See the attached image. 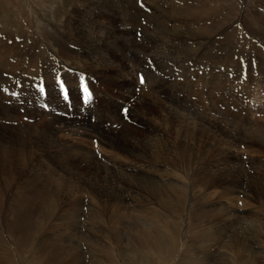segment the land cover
Instances as JSON below:
<instances>
[{
  "label": "bare ground",
  "instance_id": "6f19581e",
  "mask_svg": "<svg viewBox=\"0 0 264 264\" xmlns=\"http://www.w3.org/2000/svg\"><path fill=\"white\" fill-rule=\"evenodd\" d=\"M59 1H61V3H62V8L58 6L57 7L58 10L49 16L47 15L49 18L47 17V19L45 20L47 22L48 20L54 19L56 21L55 22L56 24H54V26H52L51 24H46L45 26H43V28L41 30L44 32V35L46 36V38L49 40H53L52 43L56 47H58V49H59L58 52H59L60 57L62 55L64 57V59H69V60L70 59H80L81 61H83V64L89 65L88 67H89L90 71H94V70L99 71L100 68H106L107 65L112 66L113 69H116V70L120 69L122 71L124 68H126V64H124V62H122V60H120L119 58L115 57L114 52L117 55H119L120 57H123V54L127 52V49L134 50L133 53H130V55L125 57V61L130 62V64H132V66H134L135 71H136V66L142 67V70H145L146 74L148 73L147 74L148 77L149 76L151 77L152 75L155 74L154 80H153L154 85L153 86L147 85L146 88H149V87L150 88L147 90V93L143 92L142 95L150 96V93L152 90H155L158 93L159 92L164 93V92H166V90H165L166 88H164L163 86H166V85L171 86L172 85L170 78L167 77V75H170L169 74L170 72L169 73H167V72L171 71V70L175 72L174 68H177L176 72L178 74L179 66L177 65V62L175 60L176 58L171 59V60H174V61H171L174 64L173 66L169 65L170 66L169 68L165 67V65H168V63L166 64L167 60L165 61V59L167 57H164L163 50L160 49L159 46L154 45L157 42L163 48H166V47H164L165 45L163 46L161 43V39L159 37V31L161 29H163L162 31H160V33L162 32V33L167 34V35H169V33H167L165 31V29L161 23H159V25H157V28L154 27V28H156L154 31L155 33H152V30L149 31L150 29L147 26H143L145 29H144V31H142L140 29V27L137 25V27H135L133 30L138 31V32H136V34L140 37L139 42H137V41L134 42L133 38H132V40H129V39H131V37H127L125 42L124 41L119 42L118 39L120 40L126 34L131 35V31L129 32V31H123V30L119 29L120 30L119 33L121 34V36L119 35L121 37L120 38V37H118V35L115 34V29L112 26H110V25L106 26L104 23H102L99 20L100 16L103 15V13L111 11L109 8H106L104 10L105 12L104 11L97 12V10H101L100 8L98 9L97 7L90 9L86 13V15L88 16V20L84 21L83 19H80L79 17H77L78 16L77 14H79L78 10H79L80 5H78V4H77L78 6L76 4L71 5V3H73L72 0H59ZM124 1H125V3L121 2V1L117 2V3H121V4L119 6L113 5V6H111V8H114V10L122 9L123 15H125L122 18L123 19L122 22L124 25H134L135 23L133 24V22H134L133 20H134V17L136 16L137 11L130 13V15L128 16V13L125 12L126 6H124V4L126 5L127 4L126 2L130 1V0H127V1L124 0ZM193 1L195 3H197L195 0H193ZM218 1L219 2H227L228 0H217V2ZM229 1H231V0H229ZM87 2H89V1L87 0ZM205 2H207V1H205ZM261 2L264 3V0H255V3H257V6H258V3L260 4ZM97 3H99V0L95 1V4H97ZM182 3H183V8H184L183 10L186 12V15L189 16L190 19L192 17L196 18L195 22L188 26V30H187L188 32H186L185 37L186 38L188 37V39H195L194 37L197 34H200V36H204L206 34V31L203 29V27L199 26L198 20H200L199 18L204 17L205 10L206 9L209 10L210 8L204 6L205 5L204 2H201V4L204 6L202 8H199V6L192 8L193 6L192 7H191V5L189 6L187 3V0H184ZM218 4L221 5L220 3H218ZM228 4H230V2H228ZM248 4H250V3H248ZM224 5H227V4L225 3ZM246 5H247V3H245V6ZM155 7H156V5H155ZM246 7H248V6H246ZM60 9L63 11H61ZM221 10H222V8H221ZM262 12H263V10H262ZM252 13H253L252 18L259 15L258 10L257 11L252 10ZM143 14H145V13L142 12V15ZM178 14H179V12H178ZM239 14L241 15L242 12H240ZM63 17H64V20H63L64 22H62ZM215 17H213V18H215ZM204 19H206V18H204ZM210 20L211 19H209V21ZM219 21H220V19H219ZM210 22H212V21H210ZM223 22H226V21L224 20ZM255 22H257V23L253 24L254 28L250 31H252L254 34H257V35H263V33L261 32L262 29H259V27H257V26H259V23H261L260 25H262V22H264V14L262 13V15ZM152 23H154V22H152ZM156 24H158V23H156ZM211 24H213V23H211ZM220 24H222V23H220ZM229 24H230V22H229ZM232 24H233V21H232ZM255 25H257V26H255ZM11 26L14 30H12ZM209 26H210V24H209ZM263 27H264V24H263ZM213 29H214V27H213ZM0 30H1L0 34L2 32V35H4V36L0 35V72L1 73L2 72H11L12 69L15 70V69L25 68V66L27 64L21 65L18 62V61H25V62L27 61L28 62L30 60L29 58L25 59V57H24V56H28V51L24 49V45L20 46V44L22 42H23V44H25L26 42H30V45L32 43L31 49L34 50L39 55V57H41L43 59V55H42L43 48H42V46L39 49L36 45V42H35V44L33 43L32 38L27 39L28 35L25 34L26 31L24 29V26L22 27L21 20L13 12L12 7L9 4L8 0H0ZM53 30H57V34H54ZM67 30H69L68 33H66L68 35H65L64 31H67ZM207 31H209V30H207ZM70 32H72V33H70ZM149 33H151L152 35L155 34V36L153 38H152V35L150 37H148L149 39H152V40H149L150 44L146 42L147 35ZM211 33H213V31ZM226 33H229V32L227 31ZM72 37H75V39L80 43V44H77L78 46L74 45V47H73V45L70 44L72 42L68 41V39L72 38ZM137 37H136V39H137ZM224 37H225V35H224ZM6 38H11V39L8 42V40L6 41ZM128 40H129V45L126 44V43H128ZM186 43L188 44L189 42H186ZM243 43H244V40L241 42H238L236 45L234 44L233 41L232 42L227 41V42L223 43L222 45H220L221 46V52L219 53L220 58L218 60L222 61V62H227L230 59V55H231V57L236 58L237 57L236 54H244V58H246L248 53L242 51V44ZM97 44L102 45V47H100V48L103 50H106L109 53V54L107 53L109 55V57L108 56L105 57L102 55L103 50L102 51L99 50L100 48L96 47ZM196 45L198 48L195 49L196 50L194 52L195 57H196V55H199L200 57H206L207 54L202 49V44L198 41ZM29 48H30V46H29ZM224 48H227L230 51H228V52L222 51V49H224ZM190 49H191V47H190ZM174 52L176 53V51H174ZM174 52H172V53L170 52V53L173 54ZM221 53H222V55H221ZM175 57H178V56L175 55ZM51 58H53V57H51ZM186 58H189V57H186ZM48 59H49V57H48ZM89 59H93L96 62H98L99 64L89 62ZM182 59H185V57H183ZM117 61L122 62V65L118 66ZM42 62H44V60ZM58 62L59 61H57V60L54 61L55 64H57ZM190 62H192V61H190ZM199 62L201 63V61H199ZM100 63H104V64L100 65ZM230 63H232V62H229L227 64L229 66V68H230ZM151 64L153 65L151 67L152 69H149L148 67ZM211 67H212V65H211ZM50 68H51V66H50ZM229 68H228V70H229ZM214 72H212V73H213V75H215L214 78L216 81L220 77H218V75ZM31 73H33V72H31ZM158 73H161V74L163 73L162 75H164V76L161 77V76H159ZM108 74L106 73V75H108ZM123 75H124V73H123ZM228 75H229V72H228ZM231 76H232V74H231ZM231 76H230L229 80H231ZM238 77H239L238 75L233 76L232 77L233 81H237ZM123 78L125 79L126 76H123ZM200 78H202V77H200ZM227 78H228L227 75L224 77H221L220 80H218L219 82L216 81L217 84L215 82H212L215 84L206 83L208 81L207 78L202 80V82L205 85L207 84L206 85L207 88H211L212 86H214L215 88H217V90L218 89L225 90V87H226V89H227V87L231 88V85H230L229 81L227 80ZM129 80L131 82L130 77H129ZM173 80H174V78H173ZM185 80L186 79L179 81V79H178L177 81H175L174 85H179V84H181V82L187 83V82H185ZM233 81L232 82L230 81L232 86L237 87L238 84H233ZM224 82H225V84H223ZM124 84H125V82H124ZM131 85H133V84H131ZM186 85H187L186 88L189 89L188 86H190V85L189 84H186ZM198 86H199V84H198ZM118 87H119V85H118ZM120 89H122V88H120ZM141 89H143V88H141ZM172 90H173V87H172ZM263 92L264 91L262 88H258L257 94H255L256 99L259 96H261V98L263 99V97H264V94H262ZM216 93H217V91H216ZM216 93L213 94L212 91H210V90H198L199 96H203V97L205 96V100H208V102L211 103L212 109L219 111V109L221 107V106H219V103L224 102V100L221 101L220 99L221 98L227 99V98L224 96L223 92L217 93V94ZM243 93L244 92H242V94ZM171 94H173V93H171ZM132 95H134V94H132ZM151 95L153 96V94H151ZM237 96H239V95L237 94ZM237 96H235V97H237ZM128 97H130V93L127 97L125 96V99L128 100ZM262 99H260L259 102L261 101L264 104V101ZM126 100H123V101L125 102ZM137 100L144 101V100H148V98H142L141 97V99L138 98ZM205 100L201 97V101H199V103L201 102L200 106H201L202 110H200L199 112H197L198 110H196V112H194L192 114V118H190L188 120H184V121L171 122L172 126H171L170 132L171 131L174 132L176 137L179 139L178 141L181 142V144H183V147L185 144L183 142H186V141L185 140L182 141L181 139L189 137V134L184 132L185 130L189 131L190 135H191V133H193V134L196 133V135H197L196 137H198L200 139H202L203 137L209 138V136H211L212 140H215L218 136H220V134H223L224 136H226L230 139L235 138L233 140H235L236 142L233 143L232 142L233 140H232L230 144H233V146H238L240 144H242V146L245 145L244 150H245V148H247V150H248L246 152H249L250 151L249 147H253V145H257V147H263L264 146V119L262 120L261 118H256V120L254 121L253 120L254 117L249 118V115H251V112H249L250 114L247 113V111L249 109L247 111L245 109V111H244V110H241L235 106L237 109V111H236L237 116L236 115L235 116L237 118H239V119H241L242 117L248 118L249 122L245 123L244 127L246 125L249 128V129H247L245 127L246 133H248V134L250 133V134H249V136H241L238 133L227 134L229 131L227 132L226 128H223L222 130H220V128H218L217 125L215 124V122L217 123V115L222 116L226 112L221 110V112H212L213 114H211L208 111L209 106L206 104ZM39 101L38 100L32 101V99H31V101L29 100L32 107L36 106L38 104H41ZM157 101L159 102V100H157ZM144 103H147V102H144ZM262 103H261V105L263 106ZM138 104H140V103H138ZM158 104H160V103H158ZM164 104H166V103H164ZM119 105H120V103H119ZM148 105H150L149 102H148ZM140 107H141V105H140ZM192 107L194 108V106H192ZM192 107H190L191 110H192ZM195 107H196V105H195ZM186 108H188V107H186ZM26 111H24V113H26ZM174 111H175V108H174ZM174 111H172V112L174 113ZM179 111H181V110H179ZM249 111H251V110H249ZM115 112H117V111H115ZM186 112H187V110H186ZM192 112H193V110H192ZM192 112H189L188 114H191ZM63 113H65V112H63ZM252 113H253V111H252ZM131 114H133V113H131ZM25 115H30V114L29 113L23 114V116H25ZM67 115H70V114L68 113ZM112 115H114V114H112ZM154 115H156V114H154ZM101 116L103 117V115H101ZM137 117H140V116L138 115ZM152 117H154V116H152ZM98 118L99 119L101 118L99 114H98ZM183 118H185V117H183ZM177 119H178V117H177ZM61 120H62V122H61L62 128L61 127L59 128L56 124L53 123V125L50 127V130L46 133V134L51 133L50 135H53V136H47L44 139H42L41 141H40V138L37 136H35L32 139L29 138L30 140H32L35 143V149H36L35 151L31 150L30 152H29V150H30L29 145H27L28 148H24V146L21 148L18 147V141L19 140L17 138V137L24 138L22 136L27 137L28 133L30 132L29 128H27L23 125H22L23 127L21 125H18L19 122L15 126H13L11 124H6L5 126L0 125V129L4 130L3 137H0V172L2 173L3 176H6L5 167H7V163L9 164L11 162H13V164H16L15 168L18 169L19 171H21V173H20L21 176L17 177L16 180L14 179L15 181H12L10 178H4L3 182L0 181V183H1L0 184V204L2 201V199H1L2 195L7 197L8 198L7 200H10V201H7V200L5 201V203H6V206H5L6 211H4V213L6 215L5 217L8 218L10 216L11 219L9 222L12 223V224H10V226L8 225L9 227H7V225H6V231H7L6 234L11 235L13 242L15 244V247H16L15 250L13 249L14 250V252H13L9 248V245L6 242V238H4L3 235L0 236V240H1V243H0V264H16V262H18L19 264H36L35 261L37 262L38 260H39V262H37L38 264L40 262H41L40 264H68L67 263V261H68L67 257L62 258L60 250L57 249V247L63 246L62 245L63 243L60 245V241H56V243H55L56 245H54L53 243L55 241L54 242L48 241L49 238H46V236H44V237L41 236V239L36 246V243L38 242L37 238H40V237L34 236V235L38 231L41 232L40 231L41 229L46 230L45 226H47V224H45L46 222H44V216H46V218H47V217H54V216H57L59 214H60L59 217H62V218H64L67 214L72 215L71 220H74L73 226L75 228V231H76V233H80L81 229H80L79 221L77 220L76 211L79 210V208L82 209V207H83V203L85 202L84 196L87 193V191L85 190L86 189L85 186H88V185H89V190H88V195H86L88 197V199H86V200H89V202L87 201L88 205L91 202V200H92V203L98 202L99 204H95V206L99 205L97 208V211L101 215H103L104 217L106 216V218L107 217L110 218V221L108 220L109 221L108 228H106V230H105L107 232V236H108L107 239L110 242L108 243V245H107V243L103 244L102 241L97 242V243H99V245H101L100 247H102V249L105 253V254L103 253V255L100 254L101 256H103V258L101 257L102 258L101 260L99 258L100 261H99V263L97 262L98 264H169L171 259H174L176 252H178L180 249L179 245L181 243V236H179V232H180L179 226H178L179 224H177L176 219H177V215L179 214V212L183 210V207L185 204L184 202H186V201H188V202L191 201V203H203V204H205V202H206V204L210 205V207L215 206V208L212 207V208H210V210L203 211V212L201 210L202 213L199 211L200 213L197 212L196 214H194V216H193L194 221L192 224L193 226L191 225L192 231L190 232V234H188V237H186L187 238L186 241H184L185 249H184L183 256H182V258L184 260L183 264H214V263L215 264H264V232H263L264 230L262 231V229H261L260 231L257 232V231H255L256 230L255 229L256 227H255L254 228L255 230L251 231L252 234L254 233V235L252 236L253 238H251V239H253L254 246L253 247L251 246V248L248 247L249 244L247 245V242H243V239H242V242H239V243H234L236 240H232V242L233 241L234 242L231 244L229 243V245H227V243L222 242L223 239H221L220 237H217L219 235V233L216 232L217 227H218V223H219L217 221L223 217V215L216 214L217 211L224 213L220 209L221 206L227 210H231L232 206L230 207V205H228V204L229 203H231L233 205L236 204L235 202H233L236 200L233 199L232 195H231L234 192L233 186H234L235 182L239 181L241 183V185H246V187L248 186L247 184H249L250 187L255 185L254 184L255 182H252V181L248 183L249 180H255L256 181V177H257V175L255 176V175L249 174L250 173L249 171L252 168V167H250V164L254 165L253 164L254 157L252 155H250L251 152L249 154L250 156H248V159H249L248 162L245 161V160H247V155H246V157L243 156L244 162H246L248 164V167L246 164V166L245 167L243 166V168H242V170L245 172V175L243 174V175H238V176H232V170H228V169L224 168V171H222L221 164H220L221 161L218 160V158H217V160L208 161V163H210L209 164V170H206V169H203L204 164H205V163H203V162H205V156L204 155H203V157L198 158V157H200V153L198 152L199 155L197 156V158L194 159L193 157L189 156L187 153H184L186 150L184 151L183 147H180L176 143H175L176 146L174 144H171L170 137H168L166 135V134H169L167 128L170 127V125L166 124V123L162 124L163 129L161 128L160 132L158 130L159 127L157 130L154 131V132H156L155 136L157 139H155L156 140L155 144L152 146L151 145L152 141H147L143 137L142 138L138 137L139 134L136 131V129H137L136 127H132V126L129 127L130 130L127 132V134L121 137L116 128L110 129L107 127V131H108L107 132V131H105L106 129H104V130L102 128L101 129L100 128L94 129V127H93L92 130L89 131L88 125L85 122H81L83 119L79 120L78 122L77 121H66L67 119H62V118H61ZM149 120H147V119L143 120L142 119L141 121H138L139 123L136 122V124L137 123L138 124L143 123L144 125H147L146 129H150V131H151L157 126L154 127L150 123L151 121L149 122ZM15 121H17L16 118L13 119L11 122H15ZM243 121H244V119H243ZM100 123H102V122H100ZM253 126H255V128H253ZM123 128H124V126H123ZM37 129H38V127L36 126L34 128V132H37L38 131ZM124 130L126 131V129H124ZM135 131L137 134L135 133ZM61 132H67V135H69L70 137L71 136H78L79 138H77V139H79V140L73 142L72 138H66V137L61 138V136H59V134ZM97 134H98L97 139L100 142L99 147L94 145V148H95L94 149L93 145H92L91 150L90 149L88 150L85 147V145L83 144V142H81V141L87 140V138L91 139V137H94ZM114 134H116V135H114ZM14 135H17V137H15ZM165 135H166V137H165ZM170 136H172V135H170ZM191 136H193V135H191ZM258 136H260L258 138L259 141L256 140ZM167 137H168V139H167ZM55 138L58 140L61 139V142H60L61 146L57 145L58 142L57 143L55 142ZM102 138L104 140L103 141L104 144H101ZM172 138H174V137H172ZM220 138H221V136H220ZM169 139H170V141H169ZM193 139H195L194 136H193ZM210 140H211V138H210ZM219 140H221V139H219ZM173 141H174V139H173ZM193 142H194V140H193ZM94 143H96V142H94ZM203 143L205 144V142H203ZM151 146L153 148L152 150H151ZM186 146H188V145H186ZM40 147L45 149V152L40 151L39 150ZM61 148H69V149L71 148V149H73V153L76 152V149L78 148L79 150L83 151L84 154L81 158L76 157V156L66 157L64 162H63L64 169L62 170V169H60L61 166L58 165L59 164L58 161H60V158L55 159L58 157V153L53 151V150H58ZM180 148H182L183 150H181ZM206 149H209V145L206 147ZM203 151H205V150L202 149V152ZM49 152H50V155L51 154L55 155V156H52L54 158V162H53V164H52L53 166L51 168H55V167L57 168V165H58V168H57V171H54L51 173H44V170H42L43 167L40 166V164H41L40 161L42 158H47L48 155H46V154L47 153L49 154ZM235 152L236 151H228L227 149H225L226 154L222 155V153H220V155H222L225 159H227V161H228V159L229 160H238L237 157H236V159L231 157L235 154ZM256 152H261V150H259V151L257 150ZM65 153H66V151H65ZM70 153H72V152H70ZM123 153L125 155H123ZM177 153H179V155L181 153L182 154L184 153L183 155L186 157V161L178 163L177 162V156L175 155ZM158 156H160V157H158ZM129 157L133 158L132 161L135 159H138V161L140 163H142V165L139 166V162L132 163L131 159ZM81 159H83L84 162H82ZM123 159L129 160L128 161L129 163H124L123 165H121L124 161ZM239 160L241 161L240 158H239ZM9 161H11V162H9ZM206 161H207V159H206ZM217 163H219L220 166H217ZM32 165H33V167H32ZM76 166L83 167L84 171H86V172L84 173V172L80 171L81 174L79 176L78 171L80 169L77 171ZM137 166H139L138 170H140V172H138L139 175L135 174L138 182H136L137 180H133V177H134L133 174H128L129 176L133 175V177H131V178L128 177L125 180L124 184L130 190H132L131 184L133 186L138 185V187L143 188L144 192L146 191L147 194L149 193V195L151 197H150V199H147V198H143L140 194H138V196H136V197H135V195L134 196L132 195L131 196V202H130L131 204H128L126 202L124 196H123L124 195L123 192L125 190H123L120 187L121 182H124V181L119 180V186H118L116 184V183H118V182H116V180H118L117 176L113 172L115 170V172L123 173L125 175L126 171L136 170ZM206 166H208V165H206ZM232 166H233V169L238 167V166H236V164H232ZM71 168H74L76 170H73V171L71 170L73 173H71V172L69 173V169H71ZM253 168H254V166H253ZM253 168H252V170H254ZM35 169H36V172H34ZM46 169H50V167L47 166ZM256 169L260 170L261 168L257 167ZM235 170H237V169H235ZM202 171H203V174L201 173ZM41 172H42V174H40ZM188 177H190L191 183H195V185L197 186V188L194 187L195 188L194 190L188 191L187 187L184 189V186H187V184H189L188 183L189 181L187 182V184L185 181V179ZM147 178L152 180L153 183L148 185L147 187H143L142 184H144V182L148 183L146 181ZM26 182L29 185H28V190L25 192L26 187H27V185L25 184ZM109 182L114 183V186H110ZM43 183H45L46 185H44ZM222 185H224V186H222ZM176 186H178L182 190V192L180 191L179 188H173ZM78 187H79V189H81V191H79L78 193L72 191V189H75V191H77ZM149 188H154V189L150 190ZM217 188H220L218 190V193L216 191ZM62 189H64L63 192L66 195V197H65L66 203H64L65 207L64 208L62 207L63 210L58 211L59 207H57L58 204L55 203V197L57 196V194L59 192H61ZM175 189L178 191L176 192ZM82 190L84 193L82 192ZM262 190L260 192H263ZM251 191H252V189H251ZM249 192H250V190H249ZM253 192H254L253 193V195H254L255 192H257V191H253ZM186 193H187V197L185 195ZM214 194H217L216 197H218V196L220 198L223 197L222 199H224V200L214 201L213 200ZM21 195L24 197L22 199V201L16 202L18 197L19 198L22 197ZM144 197H146V196H144ZM179 197H181L179 202L182 201L181 203H184V204H182L178 208H175V205H176L177 201L179 200L177 198H179ZM260 198L261 197H259V199ZM58 202H59V200H58ZM186 204H187V202H186ZM242 205L244 206V204H242ZM62 206H63V204H62ZM177 206H179V205H177ZM198 206H200V205H198ZM203 206H200V207H203ZM243 206H242V208H243ZM240 207H241V205H240ZM246 209H249V208L246 207ZM46 210H47V213H45ZM242 210H244V209H242ZM55 211H57V212L55 213ZM196 211H198V210H196ZM210 211H212L213 213H210ZM252 212H253V210H252ZM140 214L142 215L140 219L136 220L133 223L128 222L129 220L130 221L133 220L132 218L137 219L138 217H140ZM225 214H227V213L225 212ZM252 214H254V212ZM197 215H200L201 218H197ZM250 216H252V215H250ZM255 216H258V215H255ZM242 217H245V215ZM248 217H249V215H248ZM33 218L35 219L34 223H33ZM100 220L103 221V219H100ZM100 220H99V222H100ZM37 221H40V224H37ZM125 221H127V222L125 223ZM221 221H223V220H221ZM224 221H223V223H224ZM244 221H245V219H244ZM252 222H251V224H252ZM148 224H150V225H148ZM255 224H258L257 221ZM237 225H238V223H237ZM244 225H246V224H244ZM249 225H250V223H249ZM64 226H66V228L68 227L67 224ZM49 227H52V225ZM248 227L250 228V226H248ZM248 227H246V228H248ZM226 228L227 227H225V229ZM238 229H240V228H238ZM250 229H252V228H250ZM143 230H146V231H143ZM227 230H228V228H227ZM229 230H230V228H229ZM235 230H236V232L234 233V236L238 235V233H239V230H237V229H235ZM219 231L224 232V230H219ZM54 232L52 233L53 236H55V234H56ZM215 233L218 234L216 237H215ZM232 233L233 232H231V234ZM134 234H138V235L135 236L134 238H131L132 235H134ZM0 235H1V233H0ZM234 236L232 235V237H234ZM115 237H117V238H115ZM25 238H27V240L31 243V246L33 248H35V250L33 252L31 250L27 251L28 250L27 248H29V246H28L29 243L26 242L27 240ZM217 238H218V240H220L219 242H218ZM30 239L32 241H30ZM232 239H235V238H232ZM251 239H250V241H251ZM65 241H66V239H65ZM78 241H79V237H78ZM225 241L227 242V240H225ZM229 241H231V239ZM217 242H218V244H216ZM215 245H216V247H214ZM246 245H247V247H246ZM260 245L262 247H260ZM77 247L78 246H69V248H74V249H77ZM123 247H127L128 249L132 250L133 259L135 261L132 260L131 258H129L125 254V251L123 250L125 248H123ZM118 248H123V249L118 250ZM115 250H118V252H116L114 254ZM190 250L192 251L191 254L188 253V251H190ZM75 251L72 250V253ZM27 252L32 253L30 257H28ZM174 252H175V254H173ZM64 254H65V252H64ZM65 256H63V257H65ZM181 263L182 262H180L178 264H181Z\"/></svg>",
  "mask_w": 264,
  "mask_h": 264
},
{
  "label": "rangeland",
  "instance_id": "374dc122",
  "mask_svg": "<svg viewBox=\"0 0 264 264\" xmlns=\"http://www.w3.org/2000/svg\"><path fill=\"white\" fill-rule=\"evenodd\" d=\"M72 1H73V3H71V5H73V4L80 5L79 10H78L79 14H77L78 15L77 17H79L80 19H83L84 21L88 20V16L86 15V13L90 9L97 7L98 9L99 8L101 9V10H97V12H99V11H104L106 8H109L111 11H109V12L104 11L105 13H103V15L100 16L99 20L102 23H104L106 26H108V25L112 26L115 29V34L118 35V37L121 36V34L119 33L120 30L129 31V32L131 31V35L126 34L125 36L122 37L123 39L120 37L121 39L120 40L118 39L119 42H121V41L125 42L127 37H131V39H129V40H132V38H133L134 42H136V41L139 42L140 37L136 34V32H138V31L133 30L135 27H137V25L140 27V29L142 31H144V29H145L143 26H147L150 29L149 31L152 30V33H155L154 31L157 28V25H159V23H161L163 25L165 31L167 33H169V35L164 34L162 32L160 33V31H162L163 29H161L159 31V37L161 39V43L163 46L165 45L164 47H166V48H163L157 42L154 45L159 46V48L163 50L164 57H167L165 59V61L167 60L166 64L168 63V65H165V67L169 68L170 66H173L174 64L171 61H174V60H171V59L176 58L175 60L177 62V65L179 66L178 74L176 72L177 68H174L176 73L172 70L167 72V73L170 72L169 73L170 75H167V77H169L170 81L172 82L171 86L170 85L163 86L164 88H166L165 90L167 93L166 92H164V93L159 92L160 93L159 94L157 91L152 90L150 93V96H144V95H142L143 92L147 93V90L150 88V87L146 88V86L147 85H150V86L154 85L153 80H154L155 74L152 75L151 77L150 76L148 77L147 76L148 73L146 74L145 70H142V67L136 66V71H135L134 66H132V64H130V62L125 61V57L130 55V53H133L134 50L127 49V52L123 54V57H120L119 55H117L114 52L115 57L119 58L120 60H122V62H124V64H126V68H124L122 71L120 69L119 70L113 69V67L110 65H107L106 68H100L99 71H96V70L90 71L89 67H88L89 65L83 64V61H81L80 59H70V60L64 59V57L62 55L60 57L59 52H58V50H59L58 47H56L52 43L53 40L47 39L46 36L44 35V32L41 30L43 28V26H45L46 24H51L52 26H54V24H56L55 23L56 21L54 19L48 20L47 22L45 20L47 19V17L49 15L55 13L58 10L57 9L58 6L62 8L61 1H59V0H8L9 4L12 7L13 12L21 20L22 27L24 26V29L26 31L25 34L28 35L27 39L32 38L33 43L35 44V42H36V45L39 49L41 48V46L43 48V51H42L43 59H42L41 57H39V55L34 50L31 49L32 43L30 45V42H26L25 44H23V42H22L20 44V46L24 45V49L28 51V56H29V57L28 56H24V57H25V59L29 58L30 60L28 62L27 61L26 62L25 61H18V62L21 65L27 64L25 66V68L15 69V70L12 69L11 72H2V73L0 72V107H1L0 108V125L5 126L6 124H11V125L15 126L19 122L18 125H21V126L23 125V126L29 128V130H30L27 137L22 136L24 138H20V137H17V135H14L19 140L18 141V147L21 148L24 146V148H28L27 145H29L30 146L29 152L31 150L35 151L36 150L35 149V143L32 140H30L29 138L32 139L35 136H37L40 138V141H41L42 139H44L47 136H53V135H50L51 133H49V134H46V133L50 130V127L53 125V123L56 124L59 128L60 127L62 128L61 118L67 119L66 121H77V122L79 120L83 119L81 122H85L88 125V127L90 128V129L88 128L89 131H91L93 127H94V129H96V128H100V129L102 128L103 130L106 129L105 131H107V127L110 129L116 128L121 137L127 134V132L130 130L129 127H131V126L136 127L137 128L136 131L139 134L138 137L139 138L143 137L147 141H152V144H151L152 146L155 144V141H156L155 139H157L155 136L156 132H154V131L157 130L159 127L158 130L160 132L161 128L163 129L162 124L166 123V124L170 125V127L167 128L169 134H166V135L168 137H170L171 141H170V139H169V141L171 142V144H174L175 146L177 144L180 147H183V144H181V142L178 141L179 139L176 137L174 132L173 131L170 132L171 126H172L171 122L188 120V119L192 118V114L194 112H196V110H198L197 112L202 110V108L200 106L201 102L199 103V101H201V97L205 100V96L204 97L199 96L198 90H210V91H212L213 94H215L216 91H217V93L223 92L224 96L227 98V99H224V98L220 99L221 101L224 100V102L219 103V106H221L219 111L213 110L211 103L208 102V100H205L206 104L209 106V107L207 106L208 111L211 114H213L212 112H221V110L226 112L222 116L219 115L220 117L217 115V123L215 122V124L217 125L218 128H220V130H222L223 128H226V131L227 132L229 131L227 134L238 133L241 136H249V134H250V133L249 134L246 133L245 127L247 129H249V128L246 125L244 127V124L249 122L248 118L242 117L244 119V121L242 118L241 119L237 118L236 117L237 116L236 107H238L239 109L244 110V111H245V109H246V111L248 109L251 110V111L248 110L247 113L251 112V115H249V118L254 117L255 118V119L253 118L254 121L256 120V118H261L262 120L264 119V104L261 101L259 102V100L262 98H261V96H259L256 99V96H255V94H257L258 88H262L264 91V29H263L264 28L263 27L264 22H262V25H260L261 23H259V26L255 25V26L259 27V29H262L261 32L263 33V35H257V34H254L252 31H250L254 28L253 24L257 23L255 21L262 15V13L264 14V8H263L264 3H262V2L260 4L258 3V6H257V3H255V0H231V1L228 0L227 2H219V1L217 2V0H195L197 3H195L193 0H187L188 5L189 6L191 5V7L193 6L192 8H195L198 6H199V8H202L204 6L210 8L209 10L206 9L204 17H201V18H199L200 20H198L199 26L203 27V29L206 31V34L204 36H200V34H197L194 37L195 39H188V37L187 38L185 37L186 32H188L187 31L188 26L191 25L192 23H194L196 18L192 17L190 19L189 16L186 15V12L183 10L184 8H183V3H182L184 0L183 1L182 0H147V1L146 0H130V1L126 0L127 4L126 5L124 4V6H126L125 12L128 13V16L130 15V13L137 11L136 16L138 18L135 16L134 20H133L134 21L133 24L135 23L134 24L135 26L134 25H124L122 22V20H123L122 18L125 15H123L122 9H118L119 10L118 11V10H114V8H111V6H113V5L119 6L121 4V3H117V2L121 1V2L125 3L124 0H99V3H97V4H95L96 0H88L89 2H87V0H81V1L77 0L78 2L76 0H72ZM205 1H207V2H205ZM201 2H204L205 5L203 6L201 4ZM228 2H230V4H228ZM218 3H220L221 5H219ZM225 3L227 5H224ZM245 3H247L246 6H248V7L245 6ZM248 3H250V4H248ZM155 5H156V7H155ZM221 8H222V10H221ZM261 9L263 10V12ZM252 10H256V11L258 10L259 11V15H258L259 17L255 16L252 18V16H253ZM61 11H63V10H61ZM142 12H144L146 15L143 14L144 15L143 16ZM178 12H179V14H178ZM240 12H242L241 15L239 14ZM213 17H215V18H213ZM204 18H206V19H204ZM209 19H211L210 21H212V22H210ZM219 19H220V21H219ZM63 20H64V17L62 18V22H64ZM224 20L226 22H223ZM232 21H233V24H232ZM152 22H154L155 24ZM229 22H230V24H229ZM156 23H158V24H156ZM211 23H213V24H211ZM220 23H222V24H220ZM209 24H210V26H209ZM154 27H156V28H154ZM213 27H214V29H213ZM11 28H12V26H11ZM12 30H14V29L12 28ZM207 30H209V31L211 30V31L209 32ZM68 31L69 30L64 31L65 35H68V34H66V33H68ZM212 31H213V33H211ZM227 31L229 33H226ZM53 32H54V34H57V30H53ZM70 33H72V32H70ZM0 35H2V32ZM151 35H152L151 33H149L147 35V40H146L147 43H149V40H152V39L148 38ZM221 35L223 37L225 35L226 38L225 37L223 38ZM2 36H4V35H2ZM154 36H155V34L152 35V38ZM136 37H137V39H136ZM10 39L11 38H6V41L8 40V42H9ZM129 40H128V43H126L128 45H129ZM243 40H244V43L242 44V51L248 53L246 58H244V54H236L237 59L235 57H231V55H230V59L227 62H222V61L218 60L220 58L219 53L221 52V46L220 45H222L223 43H225L227 41H230V42L233 41L234 44L236 45L238 42H241ZM68 41L72 42L70 44H72L73 47H74V45L78 46L77 44H80L75 39V37L69 38ZM198 41L202 44V49L207 54L206 57H200L199 55H196V57H195L194 52L196 51L195 49L198 48L196 45ZM186 42H189V43L187 44ZM29 46H30V48H29ZM96 47L100 48V47H102V45L97 44ZM190 47H191V49H190ZM99 50L102 51L103 49L100 48ZM174 51H176V53ZM222 51L228 52L230 50L227 48H224V49H222ZM170 52L171 53L174 52V53L171 54ZM107 53L108 52L106 50H103L102 55L105 57H107V56L109 57V55H108L109 53L108 54ZM175 55L178 57H175ZM221 55H222V53H221ZM48 57H49V59H48ZM51 57H53V58H51ZM183 57H185V59H182ZM186 57H189V58H186ZM43 60H44V62H42ZM55 60H57L59 62L57 64H55L54 63ZM190 61H192V62H190ZM199 61H201V63ZM89 62L98 63L93 59H89ZM117 62H118L117 63L118 66L122 65V62H119V61H117ZM229 62H232V63H230V68L227 65ZM103 64L104 63H100V65H103ZM211 65H212V67H211ZM50 66H51V68H50ZM152 66L153 65L151 64L148 68L152 69L151 68ZM228 68H229V70H228ZM31 72H33V73H31ZM122 72L124 73V75ZM212 72L216 73L218 75V77H220V78L227 75V77H228L227 80L229 81L231 88L227 87V89H226V87H225V90H223V89L217 90V88H215L214 86H212L211 88H207L206 87L207 84L205 85L202 82V80L207 78L208 81L207 82L205 81V82L208 84H215L216 81L219 82L218 80H220V78L217 77L218 80L215 81V78H214L215 75H213ZM228 72H229L230 76L232 74L231 80H229L230 76L228 75ZM106 73L107 74L109 73V74L106 75ZM158 74L161 77L164 76V75H162L163 73L162 74L158 73ZM122 75L126 76V78L124 79ZM236 75L239 76L238 80L233 81L232 77L236 76ZM57 77L62 79L66 84V87H67L68 93H69V98L67 100L64 98V95L61 92L59 85L57 84ZM81 77H83V85H81ZM129 77L131 78V82L129 80ZM200 77H202V78H200ZM141 78H143V81H144L143 83H141ZM173 78H174V80H173ZM178 79H179V81L186 79L185 82H187V83L181 82V84H179V85H174L175 81H177ZM230 81L231 82L233 81V84H238L237 87L236 86L233 87ZM124 82H125V84H124ZM212 82H215V83H212ZM131 84H133V85H131ZM186 84L190 85V86H188L189 89L186 88V86H187ZM198 84H199V86H198ZM223 84H225V82ZM118 85H119V87H118ZM42 86L45 89V91L43 93L40 91V88ZM85 87L88 89V94L90 95V99H88L87 101H85V93L83 90ZM172 87H173V90H172ZM120 88H122V89H120ZM141 88H143V89H141ZM241 91L244 93L242 94ZM129 93H130V97H128V100H126L125 96L127 97L129 95ZM171 93H173V94H171ZM132 94H134V95H132ZM151 94H153V96ZM233 94L235 96H237V94H238L239 96L235 97ZM262 94H264V92ZM141 97L142 98H148V100H144V101L137 100L138 98L141 99ZM31 99H32V101H35V100L39 101L40 100L39 102L41 104H38V105L32 107V105L29 102V100L31 101ZM123 100H126V101L124 102ZM157 100H159V102ZM262 100L264 101V97ZM144 102H147V103H144ZM148 102L150 105H148ZM119 103H120V105H119ZM138 103H140V104H138ZM158 103H160V104H158ZM164 103H166V104H164ZM261 103L263 104V106L261 105ZM194 104L196 105V107ZM140 105H141V107H140ZM185 106L188 108H186ZM189 106L190 107L194 106V108L192 107L193 112ZM123 107H125V109ZM173 107L175 108V111H174ZM179 110H181V111H179ZM186 110H187V112H186ZM24 111H26V113H29L30 115L23 116V114H26V113H24ZM115 111H117V112H115ZM172 111H174V113ZM188 111L192 112V113L188 114L189 113ZM252 111H253V113H252ZM63 112H65V113H63ZM68 113L70 115H67ZM131 113H133V114H131ZM98 114L101 117L100 119L98 118ZM112 114H114V115H112ZM154 114H156V115H154ZM101 115H103V117ZM138 115L140 117H137ZM152 116H154L155 118ZM177 117H178V119H177ZM183 117H185V118H183ZM15 118L17 119V121L11 122ZM142 119L143 120L147 119V120H149V122L151 121L150 123L154 127L155 126H157V127H155V128L153 127L154 129L151 131H150V129H146L147 125H144L143 123L138 124L139 123L138 121H141ZM100 122H102V123H100ZM136 122H138L137 123L138 125L136 124ZM36 126L38 127V129H37L38 131L34 132V128ZM123 126H124V128H123ZM253 128H255V126H253ZM124 129H126V131ZM136 131H135V133H136ZM184 132L189 134V137L181 139L182 141H184V140L186 141V142H183V143H185L184 147H183L184 151L186 150L184 153H187L189 156L193 157L194 159L197 158V156L199 155L198 152L200 153V157H198V158H201L204 155L205 156V162H203V163H205V164H204L203 169L209 170V164L210 163H208V161L217 160V158H218V160L221 161L220 164H221L222 171H224V168H225L228 170H232V176H238V175H243V174L245 175V172L242 170V168H243V166L244 167L246 166V164H247L246 162H248V160H249L248 156L252 155L254 157V162H253L254 165L250 164V167L253 168V166H254V168H253L254 170H252V168H251V170L249 171L250 172L249 174H252L255 176L257 175V177H256V181L255 180H249L248 181V183L251 181L255 182L254 183L255 185H253L254 187L253 186L250 187L249 184H247L248 185L247 186L248 188H247L246 185H241V183L239 181L235 182V184L233 186L234 192L231 195H232V198L236 200V201H233L236 204H234V205L231 203L228 204V205H230V207L232 206L231 210H227L221 206L222 208L220 207V209L224 213L217 211L216 214L223 215V217L217 221L219 223H218V227H217L216 232L219 233V235L217 233H215V237L218 235L217 237H220L221 239H223V241L222 240L221 241L224 243H227V245H229V243L230 244L233 243L234 241L232 242V240H236L234 243H239V242H242V239H243V242H247V245L249 244L248 247H250V248H251V246L253 247L254 246L253 239H251V238H253L252 236L254 235V233L252 234L251 231H254L255 229H256L255 231H257V232L260 231L261 229H262V231L264 230V222H263L264 221V217H263L264 216V195H263L264 194V146L263 147H257V145H253V147L248 146L250 151L246 152L248 150H247V148H245V150H244V146H245L244 144H243L244 146H242V144H240L238 146H233V144H230V143L235 138L230 139V138L224 136L223 134H220L221 138H220V136H218L215 139L216 140L215 141V140H212L211 136H209V138H205L202 136L203 138L200 139V138L196 137L197 136L196 133L195 134L191 133V135H193L195 138V139H193V136L190 135L189 131L185 130ZM60 134H59V136H61V138L62 137L72 138L73 142L79 140V139H77V138H79L78 136H71L70 137L69 135H67V132H61ZM3 135H4V130L0 129V137H3ZM114 135H116V134H114ZM166 135H165V137H166ZM170 135H172V136H170ZM168 137H167V139H168ZM172 137H174V138H172ZM259 137L260 136H258L256 140H258ZM97 138H98V134L95 135L94 137H91V139L87 138V140H84V141L82 140L81 142H83V144L85 145V147L88 150L89 149L91 150L92 145H93V148H94V145L99 147L100 142L98 141ZM210 138H211V140H210ZM218 138L221 140H219ZM173 139H174V141H173ZM193 140H194V142H193ZM103 141L104 140L102 138L101 144H104ZM55 142L56 143L58 142L57 145L61 146V143H60L61 139L58 140L55 138ZM94 142H96V143H94ZM203 142H205L206 145ZM232 142L235 143L236 141L233 140ZM186 145H188L189 147ZM208 145H209V149H206V147ZM152 146H151V150L153 149ZM180 149L183 150L182 148H180ZM202 149H204L205 151L202 152ZM225 149H227L228 151H236L235 154L231 157H233L234 159H236V157H237L238 160H229L228 159V161H227V159H225L222 156V155L226 154ZM39 150L42 152H45V149H43L41 147L39 148ZM257 150L258 151L261 150V152H256ZM53 151L58 153V157L55 159L60 158V161H58V163H59L58 165L61 166L60 169H62V170L64 169L63 162H64L66 157L76 156V157L81 158L84 154V152L79 150L78 148L76 149V152H74V153H73V149H71V148L70 149L69 148H61V149L53 150ZM65 151H66V153H65ZM70 152H72V153H70ZM250 152H251V154H250ZM220 153H222V155H220ZM183 154L182 153L180 155H179V153L175 154L177 156V162L178 163L186 161V157ZM46 155H48V157L42 158L40 161L41 162L40 166L43 167V168L42 167L41 168H42V170H44V173H51V172L57 171L58 165H57V168L55 167L56 169L51 168L53 166L52 164L54 162V158L52 156H55V155H52V154L50 155V152H49V154L47 153ZM123 155H125V154L123 153ZM246 155H247V160H245L246 162H244L243 158L246 157ZM158 157H160V156H158ZM129 158L131 159L132 163L139 162L138 159H135L132 161L133 158H131V157H129ZM239 158L241 159V161L239 160ZM206 159H207V161H206ZM81 161L84 162L83 159H81ZM128 161L129 160L125 159L121 165H123L124 163H129ZM9 162H11V161H9ZM232 164H236V166H238V167L233 169ZM141 165H142V163L139 162V166H141ZM206 165H208V166H206ZM15 166H16V164H13V162H11L9 164L7 163V167H5L6 176H3L2 173L0 172V181L3 182L4 178H10L12 181H15L17 177L21 176V174H20L21 171L16 169ZM47 166L50 167V169H46ZM139 166L136 167V170L126 171V173L127 172L128 173L127 174L125 173V175L123 173L115 172V170L113 172L117 176L118 180H116V182H118V183H116V184L118 186H119V180L124 181V182H121L120 187L123 190H125L123 192V194H124L123 196H124V198L128 204H131L130 202H131V196L132 195L133 196L135 195V197H136V196H138V194H140L143 198H147V199H150V197H151L149 195V193L147 194L146 191L144 192L143 188L138 187V185L133 186L131 184L132 190H130L124 184L125 180L128 177L129 178L133 177V175H134L133 180H137L136 175H139L138 172H140V170H138ZM217 166H220L219 163H217ZM32 167H33V165H32ZM247 167H248V164H247ZM257 167H259L261 169L257 170L256 169ZM76 169H77V171L80 169L78 171L79 176L81 174L80 171H82L84 173L86 172V171H84L83 167H81V166H76ZM76 169H74V168L69 169V173L70 172L73 173L72 171L76 170ZM235 169H237L238 171ZM34 172H36V169L34 170ZM201 173L203 174V171ZM40 174H42V172ZM128 174H133V175L129 176ZM189 179H190V177L185 179L186 184L188 181H189L188 182L189 184H187V186H184V189L187 187L188 191H191V190L195 189L194 187L197 188V186L195 185V183H191V179L190 180ZM146 181L148 183L144 182V184H142L143 187H147L148 185L153 183V181L148 179V178ZM136 182H138V180ZM25 184L27 185L26 190H25V192H26L28 190L29 184L27 182ZM43 184L46 185L45 183H43ZM109 185L114 186V183L109 182ZM222 186H224V185H222ZM85 188H86L85 190L87 191L86 195H88L89 185L85 186ZM173 188H179V187L176 186ZM149 189L151 190L154 188H149ZM219 189L220 188L216 189L217 193H218ZM251 189H252V191H251ZM63 190L64 189H62L61 192H59L57 194V196L55 197V203L58 204L57 207H59L58 211L63 210V208L65 207L64 203H66V198H65L66 195L63 192ZM249 190H250V192H249ZM261 190L263 192H260ZM72 191L78 193L79 191H81V189H79V187H78L77 191H75V189H72ZM177 191L178 190H176V192ZM180 191L182 192L181 189H180ZM253 191H257V192H255V194L253 195V193H254ZM82 192H83V190H82ZM86 195L84 196L85 202L83 203L82 209L79 208V210L76 211L77 220L79 221L80 229H81L80 231L82 233L81 232L76 233L75 228L73 226L74 220H71L72 215L67 214L66 212L65 213L67 215L64 218L59 217L60 214L57 216H54V217H47V218H46V216H44V222H46L45 224H47V226H45L46 230L41 229L40 230L41 232L38 231L39 233L37 232L34 235V236L40 237V238H37L38 242L36 243V246L39 243L41 236H43V237L46 236V238H49L48 241H53V242L55 241L53 243L54 245H56L55 244L56 241H60V245L63 243L62 244L63 246H59V247H57V249L60 250L62 258L67 257V259H68L67 263L68 264H86V263L87 264H98L99 263V261L103 258V256H101V255H103L104 251H103L102 247H100L101 245H99V243H97V242L102 241L103 244L107 243V245L110 242L107 239L108 236H107V232L105 231L106 228H108V223L110 221V218L109 217L106 218V216L104 217L103 215H101L97 211V208L99 205L95 206V204H99L98 202L92 203V200H91V202L88 205L89 200H86V199H88V197ZM185 195L187 197V193ZM144 196H146V197H144ZM216 196H217V194H214V198H213L214 201L224 200V199H222L223 197L220 198L219 196L218 197H216ZM259 197H261L260 198L261 200L259 199ZM23 198H24L23 196L20 198L18 197L16 202H21ZM1 199H2V201L0 204V212H1L0 213V233H1L0 236L3 235V237L6 238V242L9 245V248L14 252L16 247H15V244L13 242V239H12L10 234H6V232H7L6 231V225H7V227H9L10 224H12L9 222L11 217L10 216L8 218L5 217L6 215L4 213V211H6L5 210V206H6L5 201L8 198L5 197L4 195H2ZM177 199H179V200L177 201L175 208H178L182 204L185 203L183 210L180 211L178 215L176 214L177 215L176 222H177V224H179L178 225L179 231H180L179 236H181V243L179 245V247H180L179 251L176 252L174 259H171L169 264H178L180 262H182L181 264H183L184 260H183L182 256H183V252L185 249L184 241H186V239H187L186 237H188V234H190V232L192 231L194 214H196L197 212L200 213L201 210L203 212V211L210 210V208H212V207L215 208V206L210 207V205L206 204V202H205V204H203V203H191V201H189V202L186 201L187 202V204H186V202H184V203H181L182 201L179 202L181 197H179ZM58 200H59V202H58ZM7 201H10V200H7ZM62 204H63V206H62ZM242 204H244V206ZM177 205H179V206H177ZM198 205H200V206L204 205V206L200 207ZM240 205H241V207H240ZM242 206H243V208H242ZM246 207L249 209H246ZM242 209H244V210H242ZM196 210H198V211H196ZM252 210H253L254 214H252L253 213ZM56 212L57 211H55V213ZM225 212L227 214H225ZM45 213H47V210ZM210 213H213V212L210 211ZM244 215H245V217H242ZM248 215H249V217H248ZM250 215H252V216H250ZM255 215H258V216H255ZM141 216L142 215L140 214V217H138L137 219L132 218L133 220H131V221L129 220L128 222L133 223L136 220L140 219ZM99 218L103 219V221L100 220ZM197 218H201V216L197 215ZM244 219H245V221H244ZM99 220H100V222H99ZM221 220H223V221L225 220L224 223ZM256 221L258 224H255ZM34 222H35V219L33 218V223ZM126 222L127 221H125V223ZM251 222H252V224H251ZM237 223H238V225L239 224L240 225L242 224V225L238 226ZM249 223H250V225H249ZM37 224H40V221H37ZM66 224L68 225L67 228H66V226H64ZM244 224H246V225H244ZM51 225H52V227H49ZM148 225H150V224H148ZM224 226L227 227L228 230H227V228L225 229ZM248 226H250V228H252V229H250ZM246 227H248V228H246ZM229 228H230V230H229ZM238 228H240V229H238ZM235 229L239 230V233H238V235L234 236V233L236 232ZM219 230H224V232H220ZM143 231H146V230H143ZM53 232L56 233L55 236H53V234H52ZM231 232H233V233L231 234ZM137 235L138 234H134V235H132L131 238H134ZM232 235L234 237H232ZM225 236L227 238L228 237L229 238L227 239ZM78 237H79V241H78ZM115 238H117V237H115ZM232 238H235V239H232ZM249 238L251 239V241ZM25 239L27 240V238H25ZM31 239H30V241H32ZM65 239H66V241H65ZM230 239H231V241H229ZM217 240H218V238H217ZM225 240H227V242ZM219 241L220 240H218V242ZM26 242L29 243L28 246L30 248V249L27 248L28 249L27 251L31 250L33 252L35 250V248H33L31 246V243L28 240ZM218 242L216 244H218ZM0 243H1V240H0ZM247 245H246V247H247ZM69 246H78V247H77V249H74V248H69ZM214 247H216V245ZM260 247H262V246L260 245ZM123 248H125V249H123ZM123 248H118V250L123 249L125 251V254L129 258L134 260L132 250L128 249L127 247H123ZM72 250L73 251L76 250L77 252L75 251V252H73L74 253L73 254ZM118 250H115L114 254L116 252H118ZM64 252H65V254H64ZM188 253L191 254L192 251L190 250V251H188ZM31 254H32L31 252H27L28 257H30ZM173 254H175V252ZM63 256H65V257H63ZM99 258H100V260H99ZM37 262H39V260ZM37 262L35 261L36 264H38ZM16 264H19V263L16 262Z\"/></svg>",
  "mask_w": 264,
  "mask_h": 264
},
{
  "label": "snow or ice",
  "instance_id": "6c2138e0",
  "mask_svg": "<svg viewBox=\"0 0 264 264\" xmlns=\"http://www.w3.org/2000/svg\"><path fill=\"white\" fill-rule=\"evenodd\" d=\"M143 78H141V83H143ZM57 84L59 85V88L61 90V92L64 95V98L67 100L69 98V93H68V89L66 87L65 82L60 79L59 77H57ZM81 85H83V77H81ZM84 93H85V101H87L88 99H90V95L88 94V89L85 87L84 89ZM40 91L43 93L45 91L44 87L42 86L40 88Z\"/></svg>",
  "mask_w": 264,
  "mask_h": 264
}]
</instances>
